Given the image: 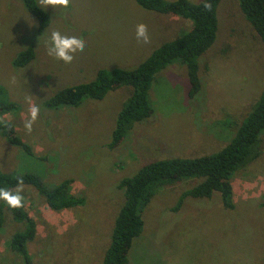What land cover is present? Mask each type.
<instances>
[{
    "label": "rangeland",
    "instance_id": "rangeland-1",
    "mask_svg": "<svg viewBox=\"0 0 264 264\" xmlns=\"http://www.w3.org/2000/svg\"><path fill=\"white\" fill-rule=\"evenodd\" d=\"M43 11L49 23L37 33V23L21 0H0V86L14 105L3 119L30 148L27 155L0 134V171L35 175L47 187L71 179L70 192L84 200L81 206L54 212L32 187L23 185L24 210L35 222L34 238L26 244L30 264H100L122 204L119 181L149 162L220 150L262 90L264 47L235 0H221L214 42L197 59L199 93L186 96L184 66L165 67L148 90L151 115L133 124L115 148H108L130 87L107 92L98 101L84 99L77 107L50 110L44 101L62 88L92 81L100 69H134L160 44L184 34L189 22L143 10L133 0H70L66 9ZM139 23L148 27V44L135 38ZM54 30L85 40L84 51L71 64L46 54ZM28 46L33 60L12 67V59ZM31 103L40 106V113L27 133L23 125ZM257 149L258 156L229 179L230 210L222 208L213 192L209 199L184 198L172 211L180 193L197 179L157 189L141 212L142 231L131 244L127 264H264V208L259 207L264 131ZM1 211L0 264H24L8 247L22 224Z\"/></svg>",
    "mask_w": 264,
    "mask_h": 264
},
{
    "label": "trees",
    "instance_id": "trees-1",
    "mask_svg": "<svg viewBox=\"0 0 264 264\" xmlns=\"http://www.w3.org/2000/svg\"><path fill=\"white\" fill-rule=\"evenodd\" d=\"M220 1L200 0L197 3H190L187 0H133L143 10L187 20L188 30L160 44L134 69L113 68L107 71L100 69L92 81L58 90L44 101V107L50 110L63 106L77 107L84 99L98 101L107 92L120 87H130L128 98L116 114L107 144L108 148H115L133 124L140 123L151 115L148 90L155 75L165 67L173 63L184 66L188 83L186 96L190 99L199 93L197 59L214 42L217 31L216 9ZM205 2L211 4V10L204 9ZM235 2L243 19L264 47V0ZM21 4L24 11L35 19L37 33H41L49 23L48 15L41 10L35 0H21ZM33 58L32 47L28 46L16 54L11 66L23 67ZM13 108L14 105L7 100L5 91L0 86V120H5L3 116ZM263 131L264 79L262 90L250 112L238 126L234 127L232 137L220 150L193 158H170L149 162L141 166L131 177L120 180L117 188L122 192V204L113 219L109 243L100 264H127L131 244L142 231L141 212L155 191L162 186L189 179L199 180L180 193L172 211L180 207L184 198L209 199L213 192L218 193L223 209H232L229 179L258 156L257 145ZM0 134L6 143L30 155V148L16 136L10 123L7 127L0 125ZM18 176L23 177V185L32 187L51 211L68 210L84 203L82 197L70 192L71 179L47 187L35 175L0 171V187L14 190ZM259 207L264 208V195ZM2 209L8 212L13 223L22 224L21 230L10 237L8 243L10 251L19 255L24 264H30L26 244L34 238L35 222L28 216L24 206L20 209H10L0 200V223L3 217Z\"/></svg>",
    "mask_w": 264,
    "mask_h": 264
},
{
    "label": "clouds",
    "instance_id": "clouds-1",
    "mask_svg": "<svg viewBox=\"0 0 264 264\" xmlns=\"http://www.w3.org/2000/svg\"><path fill=\"white\" fill-rule=\"evenodd\" d=\"M70 0H38V6L41 10H46L51 7L55 8H68ZM204 9L211 10V4L205 2L203 4ZM135 38L138 43L148 44L150 43V36L148 33V27L144 23H139L135 26ZM85 49V40L76 35H65L58 30L51 32L48 41L46 42V54L64 64H71L75 58V54L83 52ZM27 118L24 121V129L27 133L32 132L34 123L36 122L39 113L40 106L31 103L27 110ZM8 121L0 120V125L8 126ZM23 177L18 176L16 180V188L14 190L0 187V200L4 201L10 209H20L24 206V197L21 195L23 192Z\"/></svg>",
    "mask_w": 264,
    "mask_h": 264
}]
</instances>
